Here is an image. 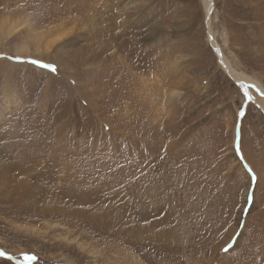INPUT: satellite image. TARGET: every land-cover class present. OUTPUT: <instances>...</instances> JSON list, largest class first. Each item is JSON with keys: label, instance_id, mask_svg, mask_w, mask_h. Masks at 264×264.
<instances>
[{"label": "rangeland", "instance_id": "374dc122", "mask_svg": "<svg viewBox=\"0 0 264 264\" xmlns=\"http://www.w3.org/2000/svg\"><path fill=\"white\" fill-rule=\"evenodd\" d=\"M204 2L0 0V264H264V109L207 37L264 87V0Z\"/></svg>", "mask_w": 264, "mask_h": 264}, {"label": "bare ground", "instance_id": "6f19581e", "mask_svg": "<svg viewBox=\"0 0 264 264\" xmlns=\"http://www.w3.org/2000/svg\"><path fill=\"white\" fill-rule=\"evenodd\" d=\"M205 2V23L207 25V28H209V24H210V17H211V11H212V0H204ZM208 41L210 42L212 48L214 49L215 55L217 57V61L220 64L221 68L223 69V71L238 85H240L243 89V92L246 94V96L250 99L251 102H254L255 104H257L259 106L260 109H264L263 105L264 103H260L259 100H257V98H255L253 96V93L251 92V90H253L254 92L257 93V95H259V97H261L263 99L264 102V87L262 85H260V83L256 80L251 79L250 77H248L247 75H245L242 72H239L237 70H235L231 64L229 63L228 59L225 57V55L223 54L220 46L218 45V43L215 41L214 38H211L208 34ZM260 98V99H261ZM11 151V148L8 147L7 145L0 143V154L1 153H5V152H9ZM28 156V155H27ZM27 159V158H26ZM31 157H28L27 160H30ZM37 162V161H36ZM34 164V163H33ZM146 177V176H145ZM145 180V179H144ZM17 184L16 181H14V184L12 185L13 187H15ZM93 195V194H92ZM88 196V195H87ZM91 198V197H90ZM101 198V197H100ZM87 199V198H86ZM84 197H81L78 201L80 202L79 205H83V204H87L88 201L86 200ZM89 199V198H88ZM119 200V199H118ZM139 201V200H138ZM120 202V201H118ZM147 203H149L148 199L144 200L143 206H145ZM151 203V202H150ZM115 204V203H114ZM123 205V204H122ZM132 205V204H131ZM87 206V205H86ZM142 206V205H141ZM97 207V206H96ZM104 208V206H102ZM110 207V206H109ZM46 209L49 210L47 212L52 213H57V214H62L63 213V206L61 205H53L51 206V204L46 206ZM107 212H110L108 207L104 208ZM114 209V208H113ZM142 207H138L137 210H140V212L143 214V216H140L141 218H148L150 222H153L152 219L153 216L152 214L147 215V209L144 210V212L141 210ZM85 210V209H84ZM92 213H91V217L96 218V208L94 207L93 209H91ZM123 210V209H122ZM78 211V210H77ZM87 211H90L89 209ZM112 211V210H111ZM132 211V210H130ZM82 212V211H81ZM114 212V211H113ZM129 212L128 210H124L123 213H127ZM135 212V211H134ZM101 213V212H100ZM106 213V212H105ZM132 213V212H130ZM102 214V213H101ZM134 214V213H133ZM79 215V214H78ZM114 215L119 216L121 215L120 213H115ZM124 215V214H123ZM128 215V214H127ZM99 216V215H98ZM129 216V215H128ZM100 217V216H99ZM131 218V217H129ZM128 218V219H129ZM145 218V219H146ZM89 219V218H88ZM97 219H99L97 217ZM103 220V219H101ZM123 221V220H121ZM120 220L117 221L118 223L121 222ZM163 221V220H162ZM139 222V220H138ZM145 222V221H144ZM159 222V221H158ZM141 223V222H140ZM122 224V222H121ZM150 224V223H149ZM157 224V223H156ZM160 224V222H159ZM138 225V223L133 222L132 220L124 223V226L121 227L122 235H125L126 237L124 238L127 244H132L135 241H139V240H148L150 241V243L158 244L156 245V248L158 251L166 249L167 253L172 249L174 250L175 246H178L179 243L181 242L179 236L177 233H175L177 231V229L175 231H169V228L166 229H157L154 231V229L150 228L149 226H144L142 231H138L136 230V226ZM153 225V224H152ZM138 227V226H137ZM163 228V227H162ZM138 229V228H137ZM162 231V232H161ZM182 245V244H181ZM141 248H145L146 250H149L147 247H144V245L142 244L140 246ZM185 247V246H184ZM140 251V250H139ZM150 251V250H149ZM144 252V251H143ZM125 253V252H124ZM175 254V253H174ZM132 253H126V258H128L126 260V264H130V259L133 260ZM138 256V255H137ZM173 256V255H172ZM179 256V255H178ZM139 257V256H138ZM140 258V257H139ZM133 264H140V261L136 260L135 263Z\"/></svg>", "mask_w": 264, "mask_h": 264}, {"label": "snow or ice", "instance_id": "6c2138e0", "mask_svg": "<svg viewBox=\"0 0 264 264\" xmlns=\"http://www.w3.org/2000/svg\"><path fill=\"white\" fill-rule=\"evenodd\" d=\"M33 63H37V61H33ZM44 67L51 68V70H52L53 72L56 71V67H55L54 65H44ZM0 255H4V253H0ZM26 259H27L28 261H32V260L35 259V257H34V256H26Z\"/></svg>", "mask_w": 264, "mask_h": 264}]
</instances>
